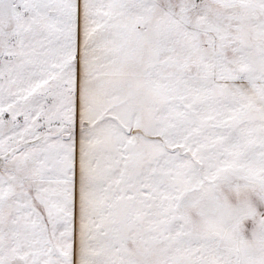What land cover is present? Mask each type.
Returning a JSON list of instances; mask_svg holds the SVG:
<instances>
[{
	"label": "snow or ice",
	"instance_id": "6c2138e0",
	"mask_svg": "<svg viewBox=\"0 0 264 264\" xmlns=\"http://www.w3.org/2000/svg\"><path fill=\"white\" fill-rule=\"evenodd\" d=\"M0 264H264V0H0Z\"/></svg>",
	"mask_w": 264,
	"mask_h": 264
}]
</instances>
